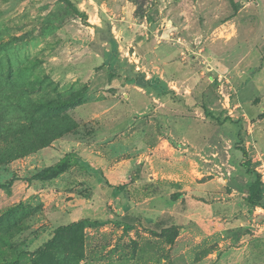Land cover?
Here are the masks:
<instances>
[{
    "label": "rangeland",
    "instance_id": "374dc122",
    "mask_svg": "<svg viewBox=\"0 0 264 264\" xmlns=\"http://www.w3.org/2000/svg\"><path fill=\"white\" fill-rule=\"evenodd\" d=\"M262 130L264 0H0V264H264Z\"/></svg>",
    "mask_w": 264,
    "mask_h": 264
},
{
    "label": "trees",
    "instance_id": "16d2710c",
    "mask_svg": "<svg viewBox=\"0 0 264 264\" xmlns=\"http://www.w3.org/2000/svg\"><path fill=\"white\" fill-rule=\"evenodd\" d=\"M201 108L203 113L213 118L212 114L205 106H201ZM237 149H239L242 153L240 165L245 169V172L251 176V181L248 186V193L245 197V200L251 205L264 208V183L261 179V174L252 167L246 148L237 145ZM91 223L98 224V221L94 220Z\"/></svg>",
    "mask_w": 264,
    "mask_h": 264
},
{
    "label": "crops",
    "instance_id": "0c3cea01",
    "mask_svg": "<svg viewBox=\"0 0 264 264\" xmlns=\"http://www.w3.org/2000/svg\"><path fill=\"white\" fill-rule=\"evenodd\" d=\"M263 131V130H262ZM258 142H257V149L260 151V152H263L264 153V131L263 133L260 135V137L258 138ZM241 159V158H240Z\"/></svg>",
    "mask_w": 264,
    "mask_h": 264
}]
</instances>
